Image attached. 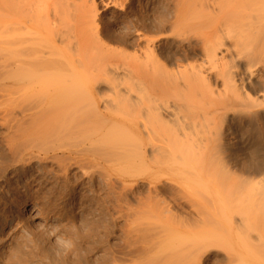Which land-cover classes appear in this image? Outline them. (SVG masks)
I'll return each mask as SVG.
<instances>
[{
	"label": "bare ground",
	"instance_id": "obj_1",
	"mask_svg": "<svg viewBox=\"0 0 264 264\" xmlns=\"http://www.w3.org/2000/svg\"><path fill=\"white\" fill-rule=\"evenodd\" d=\"M25 2L30 12L38 1ZM174 5L172 26L158 28L162 32L154 38L137 32L142 56L134 53L120 62L118 52L113 64L108 59L114 51L105 43L94 39L87 45L88 36L85 44L78 35L70 41L67 32L51 26L50 17L48 22L46 16L40 21L27 16L18 26H2L1 20L0 112L12 147L26 160L84 155L107 171L128 174L141 165L196 184L212 165L195 170L200 175L195 178L192 164L214 151L216 123L224 124L225 136L240 145L249 167L257 168L253 174L224 171V234L238 239L226 263L254 264L252 251L259 247L257 261L264 264V163L256 161L260 151L248 146L244 130L256 125L264 138V0H175ZM105 55L109 64L98 67L95 59ZM99 104L106 126L96 113L82 117L84 106L98 110ZM79 140L85 141L82 147H68ZM186 254L167 264L187 263Z\"/></svg>",
	"mask_w": 264,
	"mask_h": 264
},
{
	"label": "rangeland",
	"instance_id": "obj_2",
	"mask_svg": "<svg viewBox=\"0 0 264 264\" xmlns=\"http://www.w3.org/2000/svg\"><path fill=\"white\" fill-rule=\"evenodd\" d=\"M0 1L11 4L4 7L9 10L0 9L2 26H18L27 16L52 18L51 26L67 32L70 41L78 35L87 45L105 43L114 51L107 55L110 64L127 61L134 53L142 56L137 32L148 38L159 35L158 28L172 26L175 6V0H35L40 4L29 12V5L28 11L23 7L26 0ZM118 52L122 58L114 62ZM107 56L95 59L98 67L109 64ZM99 105L98 110L84 106L82 117L89 120L96 113L100 120L91 121L103 125L105 111ZM216 125L218 135L210 141L214 151L191 167L195 174L202 165H212L208 174L202 172L208 179H196L198 185L185 183L181 174L141 165L128 174L107 171L84 155L55 153L45 161L26 160L13 149L0 112V264H167L182 253H187L185 264H227L238 239L224 234V171L253 174L257 168H250L240 145L225 136L226 126ZM244 130L248 146L260 151L256 161L263 164L262 130L256 125ZM252 254L251 262L258 264L260 248Z\"/></svg>",
	"mask_w": 264,
	"mask_h": 264
}]
</instances>
